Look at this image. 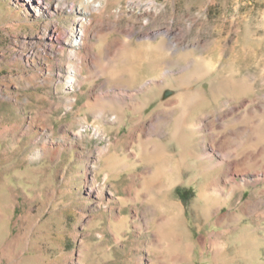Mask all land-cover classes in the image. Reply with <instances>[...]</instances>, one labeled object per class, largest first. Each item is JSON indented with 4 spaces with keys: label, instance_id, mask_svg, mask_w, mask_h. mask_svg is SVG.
Masks as SVG:
<instances>
[{
    "label": "rangeland",
    "instance_id": "1",
    "mask_svg": "<svg viewBox=\"0 0 264 264\" xmlns=\"http://www.w3.org/2000/svg\"><path fill=\"white\" fill-rule=\"evenodd\" d=\"M45 2L0 0V264H264V0Z\"/></svg>",
    "mask_w": 264,
    "mask_h": 264
},
{
    "label": "bare ground",
    "instance_id": "2",
    "mask_svg": "<svg viewBox=\"0 0 264 264\" xmlns=\"http://www.w3.org/2000/svg\"><path fill=\"white\" fill-rule=\"evenodd\" d=\"M22 1L24 3H26L28 6H33V7H34V3H35V10L36 11H38V9H41L43 7V5H45L47 3V2H45V0H22ZM86 3L90 4V1H87ZM92 12H101V7L99 8V6L93 4ZM88 21H87V23H83L82 20L80 21V30L77 33V36H79V37L77 38L76 41H72L70 44V47H72V49H71L72 51L69 53V59H76L78 61H80L82 59V56L79 55L74 50L81 48L85 43L86 33H87L86 27L89 25ZM67 72L69 74V76L67 78H68V87L70 89L75 84H77V80H76L77 67L72 64V65H70L69 68H67ZM229 158L230 157H227L226 159H229ZM239 166H240L239 160L238 161H231V162L228 161L226 168H225V171H224V177L228 176V177H230L229 181H234V179L232 177H233L234 172H237L239 170L238 169ZM210 197L211 196L209 194L208 197L206 196V199L210 200L211 199ZM218 201H219L218 198L213 200L214 203H217Z\"/></svg>",
    "mask_w": 264,
    "mask_h": 264
}]
</instances>
